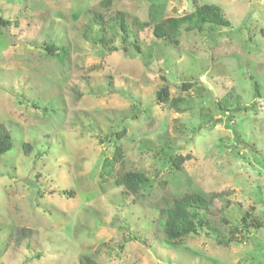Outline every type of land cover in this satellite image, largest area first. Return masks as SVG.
<instances>
[{"label": "rangeland", "instance_id": "374dc122", "mask_svg": "<svg viewBox=\"0 0 264 264\" xmlns=\"http://www.w3.org/2000/svg\"><path fill=\"white\" fill-rule=\"evenodd\" d=\"M196 4L218 6L230 27L182 31L177 46L152 36L156 21ZM120 11L131 27L123 47L104 29ZM0 19L10 22L0 26V123L13 144L0 157V264H264V0H0ZM51 45L67 55H48ZM131 45L139 53L124 52ZM165 83L191 110L155 101ZM116 147L121 162L102 177ZM178 154L190 158L176 170ZM127 171L151 181L138 198L113 183ZM193 190L222 195L224 239L245 211L263 228L227 247L211 229L167 245L156 209ZM21 229L32 234L19 240Z\"/></svg>", "mask_w": 264, "mask_h": 264}, {"label": "trees", "instance_id": "16d2710c", "mask_svg": "<svg viewBox=\"0 0 264 264\" xmlns=\"http://www.w3.org/2000/svg\"><path fill=\"white\" fill-rule=\"evenodd\" d=\"M105 2L108 3L109 0H105ZM155 15L151 17V21L153 23L156 21ZM111 17L112 18L109 17L108 19L105 17V32L107 33L109 31V33H111L113 37L111 43H113L115 40L114 36L119 35L121 46L123 47V44L126 42L129 34L131 35L129 31L131 27L128 26L125 13L120 11L117 12L114 17ZM9 24V21L0 19V26L5 27ZM132 25L137 26V28L140 30L149 28V23L140 22L138 19L134 20L132 22ZM230 25V22L225 18L223 11L218 6L196 4L194 9L189 13L181 14L177 17L167 16L160 21H156L153 24L151 33L152 36L157 40H167L172 45L177 46L182 31L185 33H203L209 27L211 29H221L229 28ZM60 48L55 47L54 45L45 46V51L48 55L56 58L58 56H61V53L64 55L67 53V49L65 50L64 48H62V52H60ZM135 48L139 50L136 45ZM131 49H133L132 45ZM111 50L112 52L117 51L115 47H112ZM132 51L135 53H139V51H135L134 49H128L124 52L128 54ZM190 87H192L191 84L181 85V89L184 91H186ZM200 90L201 91H199V94L202 95L203 90ZM253 90L255 98L258 97L259 87L256 82H253ZM154 97L155 101L158 104L168 106L169 109L173 110L177 114L187 113L189 110H191L192 105L195 103L192 98H186L183 95L171 97L169 88L167 87L166 83L163 87L156 91ZM216 105L218 110L222 112V114L224 113L227 115V118L230 116V111H227L226 108L221 104V100L218 101ZM121 135H123V133L116 136L119 138ZM12 146L13 144L10 132L5 128L3 124L0 123V157L10 151L12 149ZM23 148L26 152L29 149L27 144L23 145ZM172 153L173 151L171 146L165 143L157 152H155V155L163 159V167H166L171 161ZM189 158L190 155L181 156L178 154L172 161L174 168L176 170H179L180 165ZM121 159L122 151L119 147H116L112 159L104 160L100 175L102 177L110 175L113 171V167L117 163H120ZM113 183L117 188L124 189V194L132 195L136 198L140 197V194L143 190H146L151 186V181L148 177L139 172L129 171L116 174ZM221 196V194L216 193L205 195L198 190H193L177 198H174L171 203L167 204L165 207H158L156 210L158 211V220L164 228L162 234L164 242L169 246L176 247L181 245V242L184 239L197 234L198 231L202 229H211V234H216V236L220 237V239L215 240L216 244L219 246L227 247L233 240L235 233L240 235V240L242 241L239 240V242L242 243L248 238L250 230H259L263 228V224L261 222L259 223L255 218H253L251 212L245 211L239 221V224L235 225L232 228V239H224V236L219 230H217L216 226H218L219 224H224L226 221L220 216L218 217L214 214L213 206V201L215 199L221 198ZM28 233L32 234V232L29 230L21 229L20 234L18 235V233L16 232V235L20 240L27 236ZM79 264L97 263L90 257L82 256L80 258Z\"/></svg>", "mask_w": 264, "mask_h": 264}]
</instances>
